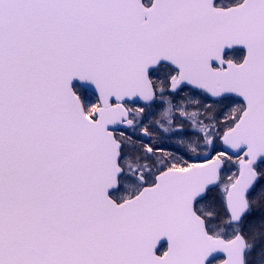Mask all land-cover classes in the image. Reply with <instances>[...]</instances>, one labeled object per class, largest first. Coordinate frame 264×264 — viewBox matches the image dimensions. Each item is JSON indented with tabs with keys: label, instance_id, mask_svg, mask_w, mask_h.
<instances>
[{
	"label": "snow or ice",
	"instance_id": "snow-or-ice-1",
	"mask_svg": "<svg viewBox=\"0 0 264 264\" xmlns=\"http://www.w3.org/2000/svg\"><path fill=\"white\" fill-rule=\"evenodd\" d=\"M0 264H264V0H0Z\"/></svg>",
	"mask_w": 264,
	"mask_h": 264
}]
</instances>
